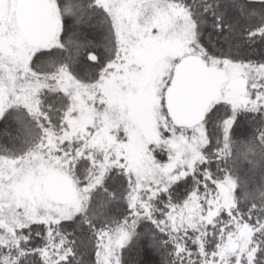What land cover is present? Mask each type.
<instances>
[{"label": "snow or ice", "instance_id": "1", "mask_svg": "<svg viewBox=\"0 0 264 264\" xmlns=\"http://www.w3.org/2000/svg\"><path fill=\"white\" fill-rule=\"evenodd\" d=\"M0 264H264V0H0Z\"/></svg>", "mask_w": 264, "mask_h": 264}]
</instances>
